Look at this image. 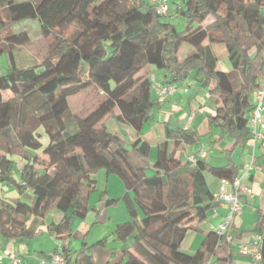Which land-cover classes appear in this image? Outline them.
Returning <instances> with one entry per match:
<instances>
[{
	"label": "trees",
	"instance_id": "1",
	"mask_svg": "<svg viewBox=\"0 0 264 264\" xmlns=\"http://www.w3.org/2000/svg\"><path fill=\"white\" fill-rule=\"evenodd\" d=\"M176 5L186 23L182 31L163 20L169 12L157 16L149 0H0V57L7 59L6 73H0V239L32 240L56 209L62 218L46 230L62 245L66 264H94L92 250L109 239L121 244L127 264H234L232 243L215 231L204 235L195 253L182 252L187 229L181 224L186 217L208 219L220 206L211 182L232 187L242 170L232 156L250 141L253 97L264 79V0ZM29 21L39 24L46 54L39 63L23 64L17 52L32 39L27 30L14 28ZM69 28L74 31L66 36ZM93 31L99 35L85 60V37ZM212 44L225 47L228 71L217 69ZM154 71L165 72L166 85L188 79L203 89L214 84L208 137L217 133L210 145L224 165L197 155L193 163L189 157L179 160L177 153L197 146L201 137L196 130L166 126L148 175L149 145L140 136L163 101L153 94ZM92 87L100 103L84 117L73 114L68 98ZM112 116L137 134L130 148L107 130L104 120ZM40 130L48 139L45 147ZM98 171L121 182V199H106L105 205L122 201L129 219L95 244L74 250L72 223L85 220ZM77 186L86 197L75 203ZM5 189L19 197H4ZM251 231L261 238L264 264V211Z\"/></svg>",
	"mask_w": 264,
	"mask_h": 264
},
{
	"label": "crops",
	"instance_id": "2",
	"mask_svg": "<svg viewBox=\"0 0 264 264\" xmlns=\"http://www.w3.org/2000/svg\"><path fill=\"white\" fill-rule=\"evenodd\" d=\"M211 49L217 58V65L220 57L223 60H227V52L223 45L212 44ZM228 65L230 66L229 62ZM223 70L228 71L229 68L225 66L219 71ZM152 74L154 75L157 87L166 85L165 72L154 71ZM175 87V92L166 99H163L158 110L154 113L153 120L143 127L140 138L146 141L149 145V154L147 158L148 168L152 167L155 161L157 146L165 139L166 126L184 130L189 116H192L193 119L187 129L196 130L198 132L201 137L200 143L195 147H189L184 151L177 153L176 157L182 162H185L188 157L197 155L200 147L204 146L207 150L205 160L210 165H224L225 160L222 155L217 152L216 148L211 147L210 145L216 140L217 133L214 132L211 137H208L207 118L212 115L216 109L213 96L210 94L214 84H211L207 89H203L198 83L192 80L191 84L185 81L175 85ZM90 89H93L94 92L98 93V90L95 87ZM153 89V94L156 96V88L154 86ZM100 101L101 99L98 102L100 103ZM118 112L119 111L115 108L113 115H118ZM104 124L107 130L111 134L121 138L126 146L132 145L137 139V134L134 130L128 125L116 121L114 116L106 118ZM154 150L155 154L152 158L151 154ZM232 159L236 164L242 166V170L237 177L240 180L239 198L241 203V214L234 217L233 222L227 231V235L232 238L233 263L259 264L258 262H255L251 256L242 254L239 251V246L252 245L255 236L251 231L253 229V224L258 218V214L264 211V139L257 141L255 145H252L251 141H249L248 145L241 152L236 151L233 154ZM43 160L47 161L45 157H43ZM147 173L150 175L152 172L150 171L149 173L147 171ZM97 176L99 181L102 182L100 189L105 185L104 190L102 189V193L99 196V202H105L106 199L120 200L124 194V188L119 179L117 178L118 180H115L114 177L116 176L106 175L101 171L97 172ZM104 182L105 184H103ZM110 183L114 184L115 188L113 192L109 187ZM210 185L211 188L214 189V194H216L219 190L220 184L211 182ZM226 189L227 191H231L232 187L228 185ZM246 189H250L251 193L247 194L245 192ZM2 195L9 199H16L19 197L13 189H5V193ZM85 197V189L82 186H77L74 196L75 203L82 201ZM88 198H90V195ZM120 202L121 201L116 205V214L114 216L106 215L107 210H105V217L102 221L96 224L97 226H91L89 233L86 234L85 237H81L82 234H79V229L83 223L85 224L86 222L87 224L93 222L91 221L93 214L91 218H89V215H86L84 221L74 219L72 228L75 232V236L74 238L69 239V246L74 250L79 249L82 243L89 247L97 241L109 236L117 225L127 222L129 219L128 213L126 208L119 209ZM227 212V204L220 203V206L213 211L205 221L199 222L192 217L184 218L181 225L187 230L180 244V250L186 254L195 253L199 249L204 235L214 231V229L222 222L223 217ZM61 218L62 214L58 210L54 209L51 211L43 220L42 225L38 228L37 235L30 241L19 242L0 239V264H11L10 259L13 256L19 257L22 264H46L50 254H52L56 246L60 244L54 239V237L47 233L46 229L49 224H56ZM106 222H108V225L106 226L107 233H105L103 227V224ZM44 235H47L49 240H51V246L49 250L46 251L44 250L46 247L44 243L38 242V240L42 238L41 236ZM93 235L94 237H92ZM91 256L94 264H127V261L122 259L121 244L113 239H109L104 247H95L91 252Z\"/></svg>",
	"mask_w": 264,
	"mask_h": 264
},
{
	"label": "rangeland",
	"instance_id": "3",
	"mask_svg": "<svg viewBox=\"0 0 264 264\" xmlns=\"http://www.w3.org/2000/svg\"><path fill=\"white\" fill-rule=\"evenodd\" d=\"M167 1H168L169 6H170V11H169L168 17L164 18L163 20L168 22V23L173 24L177 28L178 31H182L185 24H186L185 20L183 18H181L179 15H177L175 12V8L177 6L176 4L179 3L180 0H167ZM21 30H27L28 31L29 36L32 39V42L19 49V51L17 52V58L16 59H18V61L20 63H23V64H27L28 62L39 63L46 54V44H47L45 40H43L42 38H40L37 35V31L39 30V24L36 22H30L29 21V22H25L23 24H20L14 28L15 32H19ZM73 31H74V28H69L65 32V35L70 36ZM98 35H99V33L94 32V33L88 34L85 37V38H87V40L89 42V44L86 45V47H85L86 52H87V54L84 57L85 60H87L89 58L91 47L95 43ZM225 66H227L230 69V66L228 65V61L223 60L220 57L219 63L217 65V69L222 70V68ZM6 68H7V59L5 56H1L0 57V73H6ZM223 71H227V70H223ZM187 83L191 84L192 80L188 79ZM97 97H98V99H97ZM99 97H101V95L97 92H94L93 89H88L84 92H81L79 94H76L74 96L69 97L68 101H69L72 113L77 115V116L80 115V116L84 117V115H87L88 112L92 111V109L95 106H97V104L99 103L98 101L100 100ZM118 109H119V107H118ZM118 109H117V111H119ZM40 132L42 133V130H40ZM41 143H42V147H45L48 143L47 136L44 135L43 133H42V137H41ZM130 147H131V145L126 146V148H130ZM154 154H155V150L151 154V157ZM38 158L41 161H43L42 155H40ZM36 167L42 168L39 165H37ZM150 171H151V167L148 169L149 173H150ZM101 172H103V171H101ZM114 178H115V180H118L117 177H114ZM93 179L96 181V188H95V191H93L92 193L89 194L90 198H88V200H87V207H88V214L87 215H89V218H91L92 214H93V218L91 220L93 222H89L87 224H86V222H85V224L82 222L83 225L79 229V234H82V235H83V233L85 235L88 234L91 226H93V225L97 226L96 224H98L100 221H102V219L105 217V212H104L105 210H107L106 215H109V216H114L117 212L115 210L117 208V206H113V205L106 206L105 202H99V198H100L99 196L102 193V189L104 190L105 185H103V187L100 189V185L102 184V182L99 181L97 173L93 175ZM103 184H105V182ZM109 187H110L111 191L113 192L114 188H115L114 184L110 183ZM119 209H125L122 201L120 202ZM107 218H108V216H107ZM78 225H79V221H78ZM107 225H108V222L103 224L105 233H107V230H106ZM83 231H85V232H83ZM41 237L42 238L39 239L38 242L44 243V245L46 246L45 248L43 247L45 251L49 250V248L51 246V240H49L47 235H44ZM92 237H94V235Z\"/></svg>",
	"mask_w": 264,
	"mask_h": 264
},
{
	"label": "built area",
	"instance_id": "4",
	"mask_svg": "<svg viewBox=\"0 0 264 264\" xmlns=\"http://www.w3.org/2000/svg\"><path fill=\"white\" fill-rule=\"evenodd\" d=\"M150 4L153 6L154 11L157 16L159 17H166L169 12V4L167 0H149ZM150 81L152 82L153 86L156 88V96L160 99H166L167 97L171 96L176 87L173 85H165L162 87H157L155 83L154 75H150ZM263 109H264V79L261 82L260 87L255 91L253 97V108L250 113L248 128L250 132V141L252 145H255L257 141H261L264 139V116H263ZM193 117L189 116L186 121V126L184 130H187L189 124L191 123ZM207 155V150L204 146L200 147L197 153L198 158H205ZM190 162H195V157L190 156L188 158ZM228 184L225 181L220 182L219 190L216 194L213 195L214 200L218 203L227 204L228 212L223 217L222 222L214 229L218 236H225L226 241L232 243V238L227 235V231L231 226L234 217L239 216L241 214V203L239 199V187H240V180L236 178L232 184V190L227 191L226 187ZM245 192L247 194L251 193L250 189H246ZM260 243L261 238L260 236H254L252 241V245H240L239 251L242 254L249 255L255 262H260ZM11 264H22V261L19 257L13 256L10 259ZM46 264H66L62 245L58 244L50 254L49 259Z\"/></svg>",
	"mask_w": 264,
	"mask_h": 264
}]
</instances>
